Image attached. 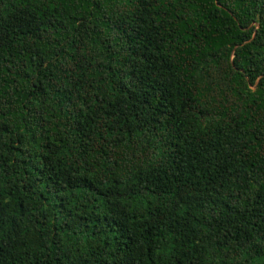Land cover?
Wrapping results in <instances>:
<instances>
[{
	"label": "trees",
	"instance_id": "trees-1",
	"mask_svg": "<svg viewBox=\"0 0 264 264\" xmlns=\"http://www.w3.org/2000/svg\"><path fill=\"white\" fill-rule=\"evenodd\" d=\"M0 264H264V0H0Z\"/></svg>",
	"mask_w": 264,
	"mask_h": 264
}]
</instances>
